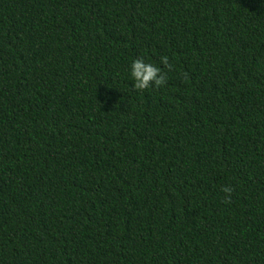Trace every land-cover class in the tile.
Here are the masks:
<instances>
[{"label": "trees", "instance_id": "trees-1", "mask_svg": "<svg viewBox=\"0 0 264 264\" xmlns=\"http://www.w3.org/2000/svg\"><path fill=\"white\" fill-rule=\"evenodd\" d=\"M0 264H264V0H0Z\"/></svg>", "mask_w": 264, "mask_h": 264}, {"label": "clouds", "instance_id": "clouds-1", "mask_svg": "<svg viewBox=\"0 0 264 264\" xmlns=\"http://www.w3.org/2000/svg\"><path fill=\"white\" fill-rule=\"evenodd\" d=\"M161 64L168 70L172 68L167 56L161 57ZM130 67V75L135 81L133 88L137 91L147 90L153 85L156 88H160L167 83V73L156 64L145 62L143 57L136 58ZM221 190L227 194L224 202L230 203L234 188L232 186H225Z\"/></svg>", "mask_w": 264, "mask_h": 264}]
</instances>
